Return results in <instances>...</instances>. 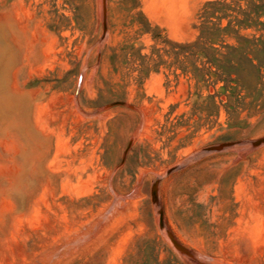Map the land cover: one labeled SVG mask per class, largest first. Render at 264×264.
Returning a JSON list of instances; mask_svg holds the SVG:
<instances>
[{"label":"rangeland","instance_id":"rangeland-1","mask_svg":"<svg viewBox=\"0 0 264 264\" xmlns=\"http://www.w3.org/2000/svg\"><path fill=\"white\" fill-rule=\"evenodd\" d=\"M212 1L0 0V264H264V0Z\"/></svg>","mask_w":264,"mask_h":264},{"label":"bare ground","instance_id":"bare-ground-1","mask_svg":"<svg viewBox=\"0 0 264 264\" xmlns=\"http://www.w3.org/2000/svg\"><path fill=\"white\" fill-rule=\"evenodd\" d=\"M257 141H258V140H257ZM214 148H217V147H213V148H210V149H214ZM218 148H219V147H218ZM152 189H155V190H156V196H155V199L152 200V202H153V203H157L158 200H159V188H158L157 184L153 183V185L151 186V189H150V190H152ZM156 211H157V213H158V216H159L160 213L162 214V218H161V226H160L159 228H160L161 230H164V216H163V212H162L161 209L159 210V208H157V207H156ZM167 235H168V238L170 239V241H171V243L173 244L174 247H175V246H179V247L182 248V246H181L179 243H177L169 233H168ZM175 248H176V247H175ZM176 249H177V248H176Z\"/></svg>","mask_w":264,"mask_h":264},{"label":"water","instance_id":"water-1","mask_svg":"<svg viewBox=\"0 0 264 264\" xmlns=\"http://www.w3.org/2000/svg\"><path fill=\"white\" fill-rule=\"evenodd\" d=\"M264 142V138L263 139H260V140H258V141H254L253 142V146H257V145H260L261 143H263ZM226 146H228V144H224L223 146H221V147H226ZM221 147H219V148H221ZM218 147L217 148H214V149H219ZM208 150H210V149H208ZM155 196H156V190L155 189H152L151 190V198H152V200H154L155 199ZM161 218H162V214L160 213L159 214V227L161 226ZM176 248H177V250H179L180 252H182L183 254H185V255H187V256H191V254L188 252V251H186L183 247L181 248V247H179V246H175ZM174 247V248H175Z\"/></svg>","mask_w":264,"mask_h":264},{"label":"trees","instance_id":"trees-1","mask_svg":"<svg viewBox=\"0 0 264 264\" xmlns=\"http://www.w3.org/2000/svg\"><path fill=\"white\" fill-rule=\"evenodd\" d=\"M208 6L210 7V8H213L214 10L216 9V8H218V6H223V2H222V0H215V1H212V2H210V3H208ZM220 20H221V18H220ZM207 30H202L201 31V35H202V37H204V36H206L205 35V32H206Z\"/></svg>","mask_w":264,"mask_h":264}]
</instances>
